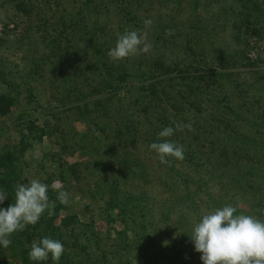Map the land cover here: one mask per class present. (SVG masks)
Listing matches in <instances>:
<instances>
[{
  "label": "rangeland",
  "instance_id": "obj_1",
  "mask_svg": "<svg viewBox=\"0 0 264 264\" xmlns=\"http://www.w3.org/2000/svg\"><path fill=\"white\" fill-rule=\"evenodd\" d=\"M132 30L147 32L151 50L111 60ZM96 56L108 69L155 57L171 67L133 91L114 69H94ZM174 121L194 130L158 138ZM164 139L185 149L175 171L149 148ZM209 168L227 177L211 182ZM9 178L8 203L38 179L55 214L16 232L0 264H54L29 259L45 237L63 244L59 264H202L189 227L214 210L205 187L226 201L218 208L236 202L245 215L264 189V0H0V180Z\"/></svg>",
  "mask_w": 264,
  "mask_h": 264
},
{
  "label": "clouds",
  "instance_id": "obj_2",
  "mask_svg": "<svg viewBox=\"0 0 264 264\" xmlns=\"http://www.w3.org/2000/svg\"><path fill=\"white\" fill-rule=\"evenodd\" d=\"M145 28L152 21H144ZM151 44L147 41V32L137 30L125 31L109 50L108 56L113 61L124 60L139 54L148 53ZM158 133V138L171 137L175 131H193L192 123L173 122ZM150 150L157 154L161 164H170L169 157L182 161L184 147L170 140L153 142ZM60 204H69L70 194L53 184ZM49 185L38 179L27 184H17L14 202L7 208H0V246L8 248L12 244L11 237L22 232L28 225L34 226L47 211L52 217L55 214V201L49 199ZM8 199V194L0 189V204ZM238 206L227 204L202 215L195 223L190 237L195 251L200 253L202 264H264V220L253 215L236 214ZM65 249L59 240L45 237L33 241L29 251L31 261H46L51 256L54 264H59Z\"/></svg>",
  "mask_w": 264,
  "mask_h": 264
},
{
  "label": "trees",
  "instance_id": "obj_3",
  "mask_svg": "<svg viewBox=\"0 0 264 264\" xmlns=\"http://www.w3.org/2000/svg\"><path fill=\"white\" fill-rule=\"evenodd\" d=\"M91 45H92V47H94V52L98 54V52H100V50H101L102 45H97L95 47V43L92 40H91ZM169 63H170L169 61H165L162 63L161 60H159V58L156 59V57H155V58H151L150 60H147V61H145L143 59H139L137 65L133 64V67H131V68H128L123 63H120L119 65H117V67H115V69L114 68L108 69V68H106L107 64L105 62H103L99 56H96V59H93L94 69L98 70V72H101L102 75L111 74V73H113V69H114V72L117 71L118 75H120L121 77H123L127 81L129 89H131L133 91H137L140 88L139 84H137L138 79L144 78L145 75L151 76L153 73H156V72L164 73V71H166L168 68L171 67ZM62 78L65 79L63 76H62ZM151 92L148 90L147 103H153L154 102L153 101L154 95H157L156 91L151 90ZM223 108L224 107H222V109ZM225 108H228V107H225ZM144 111H145V109H144ZM147 113H149V111H147ZM155 116L159 120L163 119V116L162 117L160 115H155ZM218 127L219 126H216V130L220 133L223 132ZM226 137L227 138L229 137L228 134L226 135ZM168 159L171 161V157H169ZM166 167L172 171H175L172 168V162L170 164H166ZM213 169L214 168H209L205 172L206 175H208L207 177L209 178V180L211 182H212V180H220V179H224V177H227L226 174H224L223 172L221 174V172L214 171ZM247 171L248 170H243V173H247ZM233 174H227V175L230 179H234L235 183L238 182L237 180H239L240 177H243V174H240L239 176H236ZM180 177L182 179V180H180V182H183L184 185L182 184L183 186L181 187V191H180V193H177V195L184 197V200H186L185 198H190V195H191L189 193V184L187 182L189 180H192L193 178L187 174L181 175ZM13 180H14V178H12V181ZM12 181L10 180V178H9L8 182H5L4 180H0V184L9 186ZM250 187H251V185H250ZM257 188H258V185L256 184L255 187L253 188L254 192L257 191ZM205 192H206L205 201H207L209 203V205L212 206V208L216 209L219 207L220 203H226V201L223 199V197L216 199L215 196H211V195L207 194V188L206 187H205ZM5 204L9 206L10 203H8V201L6 200ZM232 205L236 206V202H232ZM249 208L252 211L251 213L255 214V216L257 218L264 220V189H262L261 193H259L258 196H256V201L251 202L249 204ZM238 212H240V211L237 209L236 214H238ZM190 230H191V232L193 231V228L191 226L189 227V232H190ZM13 237H14V240H17L16 234H13ZM11 240H13V239H11ZM2 247L3 246H0V248H2ZM0 253H1V255H3L2 249H1ZM23 259L25 262V257H23ZM5 264H15V263H14V261H12L11 263L5 262Z\"/></svg>",
  "mask_w": 264,
  "mask_h": 264
}]
</instances>
